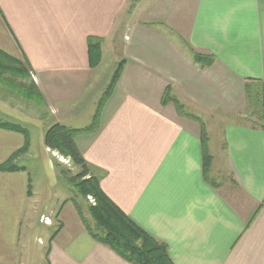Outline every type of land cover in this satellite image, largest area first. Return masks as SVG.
Segmentation results:
<instances>
[{"label": "crops", "instance_id": "0c3cea01", "mask_svg": "<svg viewBox=\"0 0 264 264\" xmlns=\"http://www.w3.org/2000/svg\"><path fill=\"white\" fill-rule=\"evenodd\" d=\"M89 37L102 40L96 66ZM0 49L36 77L53 121L72 128L92 122L124 61L99 130L75 137L104 193L174 264H264V0H0ZM167 88L204 119L163 104ZM12 94L0 86V121L25 126L30 145L19 169H0V264H23L30 203L37 213V181L20 162L40 148L58 175L46 127L35 137L27 125L38 118ZM25 139L0 127V165ZM48 204L28 224L43 229L40 216L55 215L49 264H135L93 237L72 198Z\"/></svg>", "mask_w": 264, "mask_h": 264}, {"label": "trees", "instance_id": "16d2710c", "mask_svg": "<svg viewBox=\"0 0 264 264\" xmlns=\"http://www.w3.org/2000/svg\"><path fill=\"white\" fill-rule=\"evenodd\" d=\"M101 44L102 40L99 37L88 38L89 57L92 66H96L101 60ZM194 59L202 65H211L214 61L212 56L199 53L194 54ZM123 67L124 61H121L89 125L83 128H72L57 122L48 128L45 135V144L50 149L58 150L65 157L69 158L74 166L78 167V172L71 176V179L68 178V180L73 181L79 187V192L85 200H88L89 196H92L95 200L94 204L89 203L87 205L90 220L85 217L83 207L75 201L87 229L95 239L110 246L122 257L135 264H174L169 256L166 245L149 235L133 222L104 193L100 186V175L85 160L75 141V137L79 134L90 135L99 130L103 106L112 94L121 76ZM30 74L29 68L23 61L0 49V83L13 91H18L27 98L35 99L38 103H42L43 96L36 84L31 83L27 85L23 82V80L30 77ZM162 101L163 104L174 102L179 112L183 114V105L171 96L169 88L165 90ZM0 127L17 130L25 135L24 146L14 152L7 161L0 165V169L2 170L19 169L15 160L18 156L26 153L29 148V131L25 126L10 121H0ZM202 136L204 144L207 143L208 135L204 123H202ZM211 160L212 157L207 153L205 147V171L208 170ZM57 166L60 165L57 164ZM66 173L67 171L62 169L61 175H65Z\"/></svg>", "mask_w": 264, "mask_h": 264}, {"label": "rangeland", "instance_id": "374dc122", "mask_svg": "<svg viewBox=\"0 0 264 264\" xmlns=\"http://www.w3.org/2000/svg\"><path fill=\"white\" fill-rule=\"evenodd\" d=\"M130 6V5H129ZM132 8V6H130ZM102 57V56H101ZM195 60V59H194ZM100 62V61H99ZM99 64V63H98ZM97 64V65H98ZM204 66V65H202ZM113 76V75H112ZM112 78V77H111ZM25 84L30 85L31 83L37 84L36 77L31 73L30 77L28 79L23 80ZM0 86L6 87L4 84L0 83ZM109 86V85H108ZM108 89V87H107ZM106 89V91H107ZM171 96L172 92L169 88ZM6 91L8 93H13L12 95L15 98H12L13 102L19 106L22 111L29 113V116L33 118H38L39 123H29L27 127L31 130V132L37 136L38 132H42V129L46 127L45 135L48 130L53 124L57 123L56 121H53V116L46 106L47 103L45 102V99L43 98L42 103H38L35 99H30L25 96H23L21 93H19L16 90H11L8 87H6ZM106 91L103 93L102 97L100 98V101L97 105V110L99 108L100 102L105 96ZM178 102L183 105V113H193L197 116H201L204 119V116L199 112L198 110L191 108L186 103H183L182 101ZM259 105L256 108L259 109ZM96 110V112H97ZM232 119L233 117H229ZM236 119V117H234ZM238 119V118H237ZM90 122H75L76 127H83L85 125H89ZM52 151L55 162V170L57 172L56 174L48 169L45 162L42 160V154L39 148V155L33 153L30 156L25 157L20 163L22 165H25L28 167L30 173H31V179L33 181H37V189L39 190V193L37 195L38 202L36 203V212L33 207V204L30 203L28 207V216L27 220L24 221V225L22 228V243H21V256L23 259V264H49L48 263V256H47V249L49 246V233L51 230L55 229L57 227V220L55 219V215H52L51 220L48 218V216H40L39 220L41 224L43 225H51L52 227H43V229L38 228V223H35V226L29 227V221L30 220H38L39 212L41 211L43 207V203L45 201H49V206L46 209V213L49 212L51 209H56L63 200L67 198H72L74 201L78 202L83 209H84V215L86 218L90 220V215L87 212V205L89 203H95L91 201L90 198L88 200H85L82 195L79 192V187L75 185V183L68 178L75 175L78 172V167L74 166V164L70 161L69 158L65 157L63 154H61L58 150ZM34 158H33V157ZM18 163V162H17ZM59 164L60 166H57ZM64 169L67 171L65 175H61V171ZM71 179V178H70ZM57 193V194H56ZM52 199V200H51ZM46 219L50 220V223H46ZM48 230V231H47ZM25 235L28 236V238L25 237ZM31 241H28L30 239ZM35 238V240H34Z\"/></svg>", "mask_w": 264, "mask_h": 264}, {"label": "built area", "instance_id": "2783aa9c", "mask_svg": "<svg viewBox=\"0 0 264 264\" xmlns=\"http://www.w3.org/2000/svg\"><path fill=\"white\" fill-rule=\"evenodd\" d=\"M89 198L91 199L92 202H94V199L92 198V196H89ZM45 221H46V223H50L49 219H46Z\"/></svg>", "mask_w": 264, "mask_h": 264}]
</instances>
